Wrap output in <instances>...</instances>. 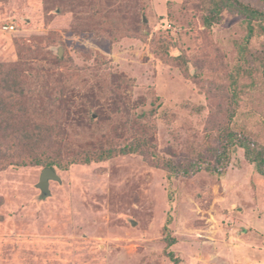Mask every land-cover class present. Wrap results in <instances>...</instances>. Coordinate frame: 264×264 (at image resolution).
Here are the masks:
<instances>
[{
    "label": "rangeland",
    "instance_id": "1",
    "mask_svg": "<svg viewBox=\"0 0 264 264\" xmlns=\"http://www.w3.org/2000/svg\"><path fill=\"white\" fill-rule=\"evenodd\" d=\"M237 1L264 14V0ZM248 23L233 0H0V71L28 69L24 101L53 89L33 75L62 74L78 81L64 97L88 105H71L70 127L53 121L60 154L139 146L55 166L48 195L44 166L0 169V264H172L168 251L179 264H264V175L244 149L222 176L166 166L215 165L229 130L264 147V17Z\"/></svg>",
    "mask_w": 264,
    "mask_h": 264
},
{
    "label": "trees",
    "instance_id": "2",
    "mask_svg": "<svg viewBox=\"0 0 264 264\" xmlns=\"http://www.w3.org/2000/svg\"><path fill=\"white\" fill-rule=\"evenodd\" d=\"M236 6L244 14L245 18L249 21L252 19L263 18L264 14L258 9L241 4L237 0H233ZM101 13V11L99 12ZM98 16V15H97ZM250 26V25H249ZM252 28V26H250ZM20 65V64H19ZM28 69L17 66L13 69H4L0 71V89L8 91L9 99L12 105L9 103V116L0 120L1 124H4V128L13 129L11 132H7L4 135V139H7L9 145H6L5 155L0 158V169H5L9 166H36L41 165L49 167L56 172L55 166L61 169H66L73 164H88L91 162H101L111 158L116 154L134 153L138 150V145H127L123 148L115 149H88L82 152H74L63 157L60 154V147L66 145L63 134L65 129H57V124L64 123L67 126H72L71 121L65 116L68 115L71 105L79 110L78 112L86 114L87 104L80 101H70L64 97V94L68 96L72 93L77 86L78 81L72 80V75L63 76L62 74L50 77V80H46L44 74L33 75L36 76V81L41 82L45 89L48 86V82L53 84V89L49 97H41V90H37L34 94L39 96L41 100L31 103L24 101L29 92L23 87L22 78L25 77V72ZM31 76V75H30ZM35 78V77H34ZM32 80V79H31ZM35 81V82H36ZM49 98V102H48ZM33 106V109L25 107L27 104ZM14 107V108H13ZM5 113V112H3ZM24 114L25 117H21ZM27 115V116H26ZM1 118V115H0ZM77 125H80L79 123ZM16 126L23 127L20 132L16 131ZM50 140V142L48 141ZM57 146L56 153L53 149ZM240 147L244 149V155L251 163L255 164L256 171L260 175H264V147H260L259 144L247 136L244 132H236L229 130L223 137V143L221 150L217 155V163L211 165L205 161H195L191 167H182L174 165L169 162L166 166L174 171L177 175L190 176L202 170H207L211 173H216L222 176L226 170L228 164L229 154L233 147ZM57 173V172H56ZM174 241L171 239L168 241L167 246H171ZM167 257L172 264H179L180 259L176 257L172 251L166 252Z\"/></svg>",
    "mask_w": 264,
    "mask_h": 264
},
{
    "label": "water",
    "instance_id": "3",
    "mask_svg": "<svg viewBox=\"0 0 264 264\" xmlns=\"http://www.w3.org/2000/svg\"><path fill=\"white\" fill-rule=\"evenodd\" d=\"M60 55V52H58ZM49 180H57L59 181L60 178L57 175V173L49 168L46 167L43 169V171L41 172L40 176H39V181L37 183V187L41 190V192L43 193V195H48L49 194Z\"/></svg>",
    "mask_w": 264,
    "mask_h": 264
},
{
    "label": "built area",
    "instance_id": "4",
    "mask_svg": "<svg viewBox=\"0 0 264 264\" xmlns=\"http://www.w3.org/2000/svg\"><path fill=\"white\" fill-rule=\"evenodd\" d=\"M5 28H6V29H13V26H10V25H9V26H6Z\"/></svg>",
    "mask_w": 264,
    "mask_h": 264
}]
</instances>
